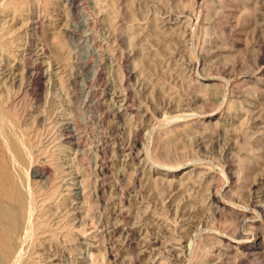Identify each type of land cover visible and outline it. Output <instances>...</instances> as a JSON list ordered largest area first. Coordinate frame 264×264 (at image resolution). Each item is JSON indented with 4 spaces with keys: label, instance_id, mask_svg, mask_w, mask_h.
<instances>
[{
    "label": "rangeland",
    "instance_id": "1",
    "mask_svg": "<svg viewBox=\"0 0 264 264\" xmlns=\"http://www.w3.org/2000/svg\"><path fill=\"white\" fill-rule=\"evenodd\" d=\"M17 6L0 115L32 137L62 227L33 263L264 264V0Z\"/></svg>",
    "mask_w": 264,
    "mask_h": 264
},
{
    "label": "bare ground",
    "instance_id": "2",
    "mask_svg": "<svg viewBox=\"0 0 264 264\" xmlns=\"http://www.w3.org/2000/svg\"><path fill=\"white\" fill-rule=\"evenodd\" d=\"M23 2H24V0H0V9L7 12V11L11 10V8L18 7L17 5L21 4ZM7 30L8 29L5 30L4 28L0 29V38H4ZM165 46H168V45H165ZM6 48H7V46H6ZM199 70H201V69H199ZM202 74H203V72H202ZM203 80H207V78L204 77ZM208 86H209V84H208ZM242 92H243V90H242ZM161 94H163V93H161ZM262 95H264V94L262 93ZM239 98H240V96H239ZM241 99H242V97H241ZM243 100H244V98H243ZM245 101H246L247 108L249 110H251L252 112L255 111V109L257 108L256 101L254 99L248 100L247 98L245 99ZM241 104H243V103H241ZM259 106H260V104H259ZM244 109H245V107H244ZM261 110H262V108L259 109V113H257V114H260ZM244 115H246V114H244ZM253 116L257 117L256 115H253ZM253 116L251 115V117H253ZM216 119H217V117H216ZM206 123H209V122H206ZM210 123H213V122H210ZM251 123L252 122H250L249 125ZM255 125H257V124H255ZM258 125H261V124H258ZM254 128H256V127L254 126ZM248 129H250V127ZM206 130H208V129H206ZM261 132H262V130H261ZM257 134H258V132H257ZM191 136H192V134H191ZM258 138H260V136ZM32 141H33V139L28 132L18 131L5 117H2L0 115V264H34L31 257H32L33 249H34V243H35L34 241L36 239V236L47 233L51 237H56L57 232H58L57 229L62 228V227H60L61 226L60 224H56L57 222L55 223L56 225L54 224L55 226L51 225L49 223L50 220H48V217H46L47 215L45 214L44 211L42 212V210H41V209H43L41 206H43V204L49 198L53 197V195L55 193V188L52 187V188H49L47 190H44L40 186L36 185L35 183H32L29 179V170L31 167H32L31 172L35 177H39V178L42 176L44 177L43 171L33 167V165H32L33 157H32L31 150H30L31 146L33 144ZM256 141H257V139L255 140V142ZM261 142H263V141H261ZM194 143H196V142H194ZM262 147H264V146H262ZM260 152L261 151H259V153ZM256 154H258V153H256ZM243 166H244V164H243ZM254 183H255V181H254ZM258 185H260V184H258ZM69 204H70V202H69ZM64 205H66V204H64ZM38 210H40V213H38ZM122 214H124V213L122 212ZM63 227H64V225H63ZM244 234H245V232H244ZM244 239H248L247 236H245ZM241 240L236 239V240H234V243L237 245L243 244V241H241ZM244 242H247L245 244L246 250H251V249L257 248L256 247L257 245H255L254 242L251 240H246Z\"/></svg>",
    "mask_w": 264,
    "mask_h": 264
}]
</instances>
